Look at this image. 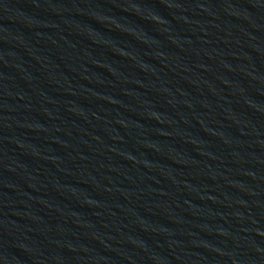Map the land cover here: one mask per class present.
Instances as JSON below:
<instances>
[{"label": "water", "instance_id": "water-1", "mask_svg": "<svg viewBox=\"0 0 264 264\" xmlns=\"http://www.w3.org/2000/svg\"><path fill=\"white\" fill-rule=\"evenodd\" d=\"M0 264H264V0H0Z\"/></svg>", "mask_w": 264, "mask_h": 264}]
</instances>
